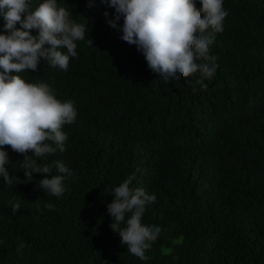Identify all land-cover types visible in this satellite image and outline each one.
I'll list each match as a JSON object with an SVG mask.
<instances>
[{"label":"trees","instance_id":"obj_1","mask_svg":"<svg viewBox=\"0 0 264 264\" xmlns=\"http://www.w3.org/2000/svg\"><path fill=\"white\" fill-rule=\"evenodd\" d=\"M57 3L87 26L78 58L66 72L41 61L21 75L74 102L66 151L38 161L59 160L74 174H64L57 198L37 187L46 174L28 181L23 154L3 146L17 178L8 185L0 176V264H264V0H223L229 15L210 45L217 69L206 90L195 76L167 84L153 73L109 25L115 9L103 0ZM133 174L131 187L156 195L142 218L161 228L148 260L121 244L107 211L113 189ZM10 200L20 204L15 214Z\"/></svg>","mask_w":264,"mask_h":264},{"label":"clouds","instance_id":"obj_2","mask_svg":"<svg viewBox=\"0 0 264 264\" xmlns=\"http://www.w3.org/2000/svg\"><path fill=\"white\" fill-rule=\"evenodd\" d=\"M103 3L115 9L109 25L122 32L123 41L137 47L148 68L159 73L165 83L195 76L199 89L208 88L205 80H212L217 69L210 45L216 34L224 31L229 15L223 0H199V8L196 0ZM0 17L5 21V31L0 32V176L8 185L17 178L6 167L9 157L3 146L9 145L23 154L18 163L25 178L32 181L34 173L46 174L39 179L38 189L59 198L66 191L64 174L71 177L73 171L59 160L51 164L38 161L47 160L57 150L66 151L68 136L62 128L74 123L77 110L73 101L58 99L48 84L30 83L21 73L35 72L41 61L68 71L70 58H78L77 42L85 39L87 26L73 20L72 12L59 6L57 0H42L35 9L31 0H0ZM34 29L38 30L36 35L32 34ZM88 44L93 45L92 39ZM199 89L194 87L193 92ZM53 168L59 174L53 175ZM134 179L135 174L130 175L113 189L114 199L107 211L112 217L110 228L120 235L121 244L135 257L148 260L145 252L158 239L161 228L143 224L142 218L146 204L155 203L156 195L131 187ZM8 204L13 214L20 209L19 203L10 200ZM35 205L42 210L39 199ZM54 207L52 203L43 205L49 210ZM24 248L20 242L17 252Z\"/></svg>","mask_w":264,"mask_h":264}]
</instances>
